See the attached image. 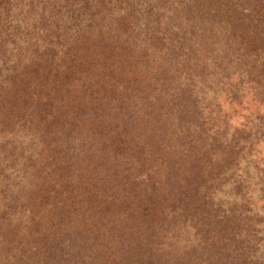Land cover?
Listing matches in <instances>:
<instances>
[{
  "label": "rangeland",
  "instance_id": "374dc122",
  "mask_svg": "<svg viewBox=\"0 0 264 264\" xmlns=\"http://www.w3.org/2000/svg\"><path fill=\"white\" fill-rule=\"evenodd\" d=\"M39 10L0 64V264H264V0Z\"/></svg>",
  "mask_w": 264,
  "mask_h": 264
},
{
  "label": "trees",
  "instance_id": "16d2710c",
  "mask_svg": "<svg viewBox=\"0 0 264 264\" xmlns=\"http://www.w3.org/2000/svg\"><path fill=\"white\" fill-rule=\"evenodd\" d=\"M91 1L92 0H0V64H3L4 66V61L5 63L7 62L3 58L6 52L9 53L14 49H17L19 53H23L19 50L22 48L18 47V45L20 43L25 45L30 44V42L26 40H19L20 37L18 35L22 33V27H24L21 24V19H12L16 15V10L21 5L39 7L40 10L36 14L34 20V23L37 25H32L31 28L34 31V35L38 36L39 34L46 33V37H49L51 35L55 36L56 31H53L52 28L55 27L54 19L58 15H62V20L65 16L67 18H73V15L88 9L89 5H91ZM93 1H97V4L99 2L101 5H109L115 1L126 2V0ZM127 8L123 7L117 13V15H119L118 21L122 24V26H127V23H129L131 19V9ZM59 10L63 13H59ZM26 28L28 27L26 26ZM153 38H157V36L154 34ZM39 40L40 37L35 40L34 45L36 48L32 50L33 52L42 51L45 53L46 51L51 50L52 42L50 39L41 43ZM29 50L30 49H27L25 52H28ZM186 112L187 111L185 109V113ZM260 202H263V199L262 201L260 199ZM246 204L247 202L245 201L243 204H241V209H239V211L230 210L228 215H223L220 220L216 221L215 224H217L218 228L215 227L214 237L215 241L220 242V244L219 247L215 245L214 248L215 253L219 255V258H226V256L229 255L227 254V251L229 250V245L231 246L232 240L239 242L238 238L236 239L233 237L235 234L236 222L240 221L244 224V227L246 225V230L250 232L252 231L253 223L258 225L262 222L263 218L261 215H259V213L256 211H253V209L246 208ZM39 244H42V242ZM32 248H34V246ZM31 252L32 251H30L28 254L31 255ZM241 254H243L242 251L239 252L237 257H239ZM35 264H37V262H35Z\"/></svg>",
  "mask_w": 264,
  "mask_h": 264
}]
</instances>
